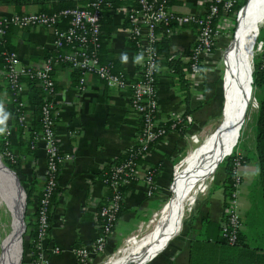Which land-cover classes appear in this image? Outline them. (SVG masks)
Instances as JSON below:
<instances>
[{
    "label": "crops",
    "instance_id": "0c3cea01",
    "mask_svg": "<svg viewBox=\"0 0 264 264\" xmlns=\"http://www.w3.org/2000/svg\"><path fill=\"white\" fill-rule=\"evenodd\" d=\"M50 1L31 0L23 5L22 10L40 11L42 5H48ZM207 2L208 0H169V6L180 14L200 13L207 6ZM130 3H133V0H123L122 4L110 10L112 22L117 27L106 40L104 51L117 57L122 70L134 80L140 75L142 58L129 37L126 6ZM0 13L15 12L10 5L0 7ZM9 34L21 63L26 65L41 66L46 50L53 48L54 33L48 26L16 27L9 30ZM196 37L197 26L194 23L174 21L172 32L167 35L170 56L176 52L179 59L186 62ZM123 56H127L126 61L122 60ZM205 60L198 75L185 73V78L189 81L188 101L184 99L185 91L168 64L159 63L157 122L161 124L170 120L171 114H188L191 120L182 123H188L183 132L177 127L170 126L163 137L154 142L143 155V161L136 168V179L124 187L122 212L118 216L107 248L126 239L143 222V217L152 212L158 204L157 194L168 176L172 162L190 146V137L193 138L208 119L218 113L219 109L213 111H210L211 108L207 109L216 99L219 100L220 108L222 99L221 90L216 86L213 69L207 67V62H215L214 51L206 55ZM53 77L56 85L52 98L55 106V134L60 149L68 153L69 157L60 164L57 179L62 190L53 207L49 233L41 246L43 253L41 264H78L73 248L93 242L99 232L98 210L110 197L106 195L108 190L98 173L102 166L133 146L140 126V115L131 104V89L128 85L109 86L95 74L87 72L84 74L85 91L81 92L77 88L78 72L65 63H59L54 67ZM8 89L4 77L0 74V105L8 114L5 121L11 131L8 139L13 146L14 154L19 158L16 170L24 188H30L31 185L34 188L33 203L29 207L31 211L35 208L38 193L45 180L47 144L38 133L35 146L27 148L24 143L19 145L20 139H24L25 142L31 131L29 121L32 105L26 102L28 88L25 85L22 97L26 102L27 120L24 124L15 123L14 104ZM240 152L250 154L244 150ZM152 163L159 164V173L153 180L156 188L149 194L144 173ZM7 170L10 173L8 168ZM238 171L242 179L238 196L242 222L240 231L242 241L250 246L237 248L232 258L225 262L251 264L254 262L251 257L255 259L259 257L264 247L262 206L258 200L253 201L250 194L251 184L257 173L255 159L250 156L241 163ZM223 178L224 172L221 170L208 187L203 185L183 225L181 220L178 231L173 233L167 244L144 264L220 263L223 257L220 251L221 243L216 241V238L223 219L225 201ZM13 180L17 184L14 178ZM20 188L23 191L21 186ZM99 204L101 205L98 206ZM253 246L256 248H252ZM95 256L83 264H91Z\"/></svg>",
    "mask_w": 264,
    "mask_h": 264
},
{
    "label": "built area",
    "instance_id": "2783aa9c",
    "mask_svg": "<svg viewBox=\"0 0 264 264\" xmlns=\"http://www.w3.org/2000/svg\"><path fill=\"white\" fill-rule=\"evenodd\" d=\"M107 0H91L87 4L68 7L52 13L42 11H31L20 14L0 13V38L7 24L17 27H28L33 25L48 26L54 33L53 48L45 57L41 66H31L21 63L16 50L5 52V62L0 67V74L4 77L12 101L17 103V119L21 124L27 120L25 112L26 102L21 98L25 90V82L21 78L37 79L44 88L46 102L41 108L40 118L43 121L42 130L39 136L46 141L47 162L45 169L46 183L42 187V195L37 204L38 228L37 238L40 248L38 261L42 262L43 253L41 246L47 236L46 226L48 223L46 214V204L48 196L57 178L55 172L57 163L62 164L68 157V153L58 155L61 150L55 134V118L51 116L53 105V80L51 71L53 65L59 63H69L72 67L81 72L77 88L85 91L84 74L93 73L101 78L109 86L124 87L130 86L131 104L140 115L143 124L138 130L134 145L146 148L152 140L163 136L167 129L157 122V72L159 69L158 52L155 41L162 34L169 35L172 32L173 22H192L197 26V37L190 48L187 61L183 66L185 73L193 76L201 73V66L205 56L211 53L213 46L222 30V24L226 20V15L232 10L237 0H208L207 6L200 13H177L169 6V0H133L126 6V18L129 23V37L133 41L138 54L142 58L140 75L134 80L130 79L122 72H112L108 65L99 62L95 48L98 46L99 26L103 3ZM66 18L64 27H60V21ZM61 49H63L61 51ZM52 52V54H51ZM174 56V55H171ZM171 126L191 120L190 115L171 114ZM54 124V125H53ZM10 128L3 132V137L8 140ZM241 152L235 151L233 155V187L229 190V195L225 197L223 206V219L221 220V233L226 242L231 245L238 243V234L242 227L239 212L238 196L241 184V175L238 171L241 165ZM11 156L10 158L13 160ZM136 161L128 158L122 164H118L112 170L109 178L101 177L103 182L109 181L113 194L108 198L98 210L99 232L89 245L77 246L73 248V253L78 263H86L92 256L105 250L107 243L113 233L118 220L117 211L123 201L124 187L130 183L126 176L134 171L136 174ZM128 169V170H127ZM125 174V175H124ZM150 194L155 188L153 181V168L148 166L144 173ZM57 248H55V251Z\"/></svg>",
    "mask_w": 264,
    "mask_h": 264
},
{
    "label": "trees",
    "instance_id": "16d2710c",
    "mask_svg": "<svg viewBox=\"0 0 264 264\" xmlns=\"http://www.w3.org/2000/svg\"><path fill=\"white\" fill-rule=\"evenodd\" d=\"M91 0H51L48 5H42L40 11L45 12V13H52L55 11H59L64 8L68 7H74L75 5H84L90 2ZM249 0H237L235 4L232 7V10L228 12V15L231 19V26L229 29V34L230 36L234 33L235 27L237 25V12L239 8L247 4ZM31 2V0H0V7L2 6H12L14 9V12L16 14L24 13L22 10L23 5ZM123 0H107L106 2L103 3L102 10H101V17H100V26H99V40H98V46L95 48L96 51V56L99 60L100 63L108 65L109 68L111 69L112 72L115 73H120L122 72L124 75L126 73L124 70H122L121 65H120V60L115 57L114 55H111L107 52L104 51V46L106 43V40L110 36V34L116 29L117 25L112 22L111 15H110V10L116 8L120 4H122ZM241 9V8H240ZM240 11V10H239ZM127 20V18H126ZM67 19L62 18L60 21V27H64L66 25ZM17 26L13 24H7L4 28V32L2 34V37L0 38V67L4 64L5 62V52H9L11 50H15V47L11 41V37L9 34V30L16 28ZM133 42V41H132ZM155 46L156 50L158 52V62L160 64H168L170 69L172 70L171 72L176 75L177 80L180 82L182 85V88L184 89V99L186 101L189 100L190 97V92H189V81L185 78V72L183 71V66L187 65L188 62H182L179 59V56L175 53L174 56H170V46L167 41V35L162 34L158 40L155 41ZM216 46H213V51L216 49ZM51 50H46L45 57L50 53ZM52 54V52H51ZM49 56V55H48ZM64 64V63H63ZM70 65L69 63H65ZM57 64L53 65V69L51 71V78L54 82L53 84V92L55 91L56 85H55V80L53 77V70L54 67ZM71 66V65H70ZM74 68V67H73ZM76 72H78V75L80 77L81 72L74 68ZM202 69V66H201ZM252 82H251V87L253 86L257 93H256V101H257V111H256V122H255V140H254V150L251 152H248L250 154H246L243 152L241 154L240 160L241 163H244L246 160L250 158V156L255 159L256 165H257V173H256V178L251 184V197L252 200L256 201L258 200L259 203L262 206L263 214H264V54L261 55L255 62L253 66V71H252ZM78 77V81H79ZM24 82L25 85L28 88V93L26 96V102H28L30 105H32V111L30 113L31 115V120L29 121L31 125V131L24 142V139H20L19 145L21 144H26V147L29 148L31 146H35L34 143L36 142L37 139V134L43 129V121L40 118V113H41V108L45 104L46 99H45V92L44 88L37 79H31V78H21ZM9 90V89H8ZM10 95L11 91L9 90ZM54 94V93H53ZM21 98H23L21 96ZM14 108H13V118L15 120V123H19L17 119V103L14 101ZM55 106L52 105L51 107V116L53 119L55 118L54 114ZM26 112V110H25ZM55 124V122H54ZM53 124V125H54ZM142 120L140 119V126L139 129L142 127ZM160 124V123H159ZM163 127H165L167 130L171 126V120H167L164 123H161ZM188 123L185 124H176V127L179 131L183 132L185 128L187 127ZM2 127H10L8 123L5 122V125H0ZM163 136L158 137L155 140H152L148 143L147 147L142 149L139 147L140 152L135 154V151L138 150L139 145H134V148L132 150H127L120 156L116 157L113 161L110 163L105 164L104 166L101 167V170L99 171L98 175L100 177H106L109 178L112 170L114 167L118 164H122L125 162L128 158L133 159L136 161V166L134 169L137 168L138 164L143 161V155L147 152V150L153 145L154 142H156L158 139L162 138ZM232 146V145H231ZM233 152L231 154L226 155L220 165L223 167L224 171V178L222 180V185H223V191L225 197L229 195V190L232 189L233 187V171H232V163H233ZM0 153L3 156L4 162L10 166L13 169H17V166L19 165V158L16 154L13 152V146L10 144L9 139H5L3 137V133H0ZM58 155H62L64 152L62 150L57 151ZM13 156V160L10 158ZM150 166L153 168V180L156 179L157 174L159 173L158 163H152ZM60 163H57V170L55 172L57 178L60 170ZM128 170V169H127ZM125 175V174H124ZM131 181L135 180L134 176V171L130 172L128 175H126ZM55 179V184L52 187L51 193L48 196L47 204H46V214H47V226H46V232L49 233L50 230V222H51V217H52V211L53 207L57 201V196L62 190V186L58 184V179ZM46 183V180H44L43 185ZM107 188V196H111L113 194V188L110 184L109 181L104 182ZM32 185L30 188H25L26 192V209L28 210L29 207H31L33 203V198H32ZM24 194V193H23ZM42 195V190L38 193V199L35 204L34 210L27 211L26 215V222H25V232L29 237L28 241V248L30 250V263L29 264H40L38 261V256L40 252V248L38 247V238H37V228H38V212H37V204L39 201V198ZM99 204L98 206H100ZM103 205V204H102ZM101 205V206H102ZM100 206V207H101ZM122 212V202L121 205L117 211V215L119 216ZM99 218V217H98ZM99 221V219H98ZM220 232L216 238V241L221 243V254H222V259L219 264H231L230 262H225L228 259L232 258L231 256L235 254L236 249L239 247H249L250 245L247 242L242 241V234L241 231H239V236H238V243L235 245L228 244L226 242L225 237L221 233V227L219 228ZM100 230V228H99ZM108 244V243H107ZM252 248H256V246H253ZM262 248V247H261ZM263 252L262 254L257 257L256 259L251 257V260L254 261L251 264H263L264 262V247L262 248ZM228 256V257H227ZM78 263V262H77ZM81 264V263H78ZM83 264V263H82Z\"/></svg>",
    "mask_w": 264,
    "mask_h": 264
},
{
    "label": "bare ground",
    "instance_id": "6f19581e",
    "mask_svg": "<svg viewBox=\"0 0 264 264\" xmlns=\"http://www.w3.org/2000/svg\"><path fill=\"white\" fill-rule=\"evenodd\" d=\"M263 14L264 0H251L239 16L235 38L229 51V74L225 83L227 110L224 121L221 128L211 137H207L190 155L181 174L175 179V194L165 207L163 224L153 232L121 248L118 257L109 264H137L142 257L156 251L168 237L178 231L181 225L179 206L184 197L187 180L203 172L211 173L217 166L215 165L217 160L231 148V145L233 146L244 122L249 99L253 57L250 42L259 29V21ZM12 175L0 165V188L14 217L1 264H19L22 256L25 201L23 204L19 184L15 185L13 180L15 177L13 175L12 178Z\"/></svg>",
    "mask_w": 264,
    "mask_h": 264
},
{
    "label": "rangeland",
    "instance_id": "374dc122",
    "mask_svg": "<svg viewBox=\"0 0 264 264\" xmlns=\"http://www.w3.org/2000/svg\"><path fill=\"white\" fill-rule=\"evenodd\" d=\"M250 1L251 0H249L247 4L242 5L240 7L241 9L239 8L240 10V11L238 10L239 14L237 12L238 19L239 16L242 14V12L250 3ZM226 16H227L226 20L222 24V30L220 31V36L217 40L218 43L215 44L217 45L216 46L217 49L214 50L215 62L213 63L207 62V67L213 69V73L216 78V86L218 90L219 89L221 90V96H222L220 108H219V100L216 99L210 103V107L208 106L207 109L211 108L210 111L219 109L218 113L214 114L213 118L208 119V122L203 126V128L199 130L198 133L195 134L193 138L190 137V146L184 152H182L176 159H174V161L172 162L171 169L168 172V176L165 182L162 184L161 190L157 194L158 204L152 210V212L143 217L142 219L143 222L139 225V227H137V229L133 230V232H131L126 239H124L122 242L113 245L112 247L109 248L106 247L104 251L98 253L95 256V258L92 260L91 264H109L110 261L118 257L121 248L127 246L130 242L134 240H138L141 237L153 232L160 225L163 224L165 207L168 204V202L174 197L175 194V181H176L175 179L181 174L183 167L186 164L190 155L195 150H197V148L203 143V141L207 137H211L218 131L219 128H221L222 123L224 121V115L227 110L226 102H225V107H223V103L224 101H226V95L224 90H225V83L227 81V77L229 74V51L232 42L235 38V33L238 25V20H237L235 32L230 36L229 29L231 26V19L228 14ZM250 48L253 52V57H252V68H253L254 62L261 55L264 54V14L262 15L259 21V29L257 33L251 39ZM256 93H257L256 89L253 86L251 87L250 85L249 99L246 105L244 122L239 130L238 137L234 140L236 141L235 144L232 143L233 146H231L232 148L231 152L242 151V150L251 152L254 150L255 122H256V111H257ZM231 152L229 154H231ZM2 162L6 166H8L4 162L3 156L0 153V165L7 170V167ZM220 163L221 162L217 164V166L211 173L206 174L203 172L197 175H193L187 180L185 184L184 197L181 202V205L179 206V212H180L179 214L182 220V225L186 215L194 205L196 196L201 192L203 185H206L208 187L211 181L214 180L216 174H218L221 170H223V167L222 165H220ZM8 167L11 168L10 166ZM11 169L15 172V174L19 178L17 170L13 168ZM9 172L11 173V171ZM21 185L25 190L22 183ZM18 187L21 193L23 194V191L20 188V186ZM22 197H24V194ZM23 200L25 201V208H24L25 211L23 216V220L25 223L27 211L29 209L28 210L26 209V196L25 199L23 198ZM256 206L257 203L255 204V207ZM13 224H14L13 212L11 211L7 203L4 192L0 189V264L6 247L5 242L12 230ZM28 241H29L28 235L24 230L22 233V257L19 264H28L30 261L31 257H30V250L28 248Z\"/></svg>",
    "mask_w": 264,
    "mask_h": 264
},
{
    "label": "water",
    "instance_id": "95a60500",
    "mask_svg": "<svg viewBox=\"0 0 264 264\" xmlns=\"http://www.w3.org/2000/svg\"><path fill=\"white\" fill-rule=\"evenodd\" d=\"M238 14H239V12H238ZM237 20H238V15H237ZM235 29H236V27H235ZM234 32H235V30H234ZM252 71H253V68L250 70V81L252 82ZM225 91V90H224ZM225 102L226 101H224V103H223V107L225 106ZM239 135V134H238ZM237 135V136H238ZM236 142V141H235ZM235 142H234V144H235ZM231 150H232V148H230L227 152H225L224 154H222V156L217 160V163L215 164V165H217L219 162H221L222 161V159L224 158V156L225 155H227V154H229L230 152H231ZM3 163V162H2ZM4 164V163H3ZM5 165V164H4ZM6 166V165H5ZM12 173H13V175H14V177H15V179L17 180V183L22 187V185H21V183H20V181H19V178H18V176L15 174V172L11 169V168H9L8 166H6ZM23 188V187H22ZM23 191H24V194H25V196H26V192H25V190L23 189ZM24 208H25V205H24ZM25 211V210H24ZM23 216H24V212H23ZM25 227H26V225H25V223H24V226H23V231L25 230ZM171 237H168L166 240H165V242H164V244L162 245V246H160L156 251H154V252H150L149 254H146L144 257H142V259L140 260V261H138L137 262V264H144L146 261H148L151 257H153L157 252H159L166 244H167V242H168V240L170 239ZM22 257V256H21ZM20 261H21V259H20ZM20 263V262H19Z\"/></svg>",
    "mask_w": 264,
    "mask_h": 264
},
{
    "label": "clouds",
    "instance_id": "9594fccd",
    "mask_svg": "<svg viewBox=\"0 0 264 264\" xmlns=\"http://www.w3.org/2000/svg\"><path fill=\"white\" fill-rule=\"evenodd\" d=\"M122 60L126 61L127 56H123ZM8 118V114L4 112V108L2 105H0V125H5V121ZM5 127L0 126V133H3L5 131Z\"/></svg>",
    "mask_w": 264,
    "mask_h": 264
}]
</instances>
